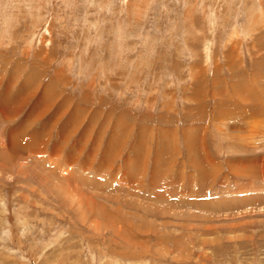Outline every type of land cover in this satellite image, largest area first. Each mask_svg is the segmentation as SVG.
<instances>
[{"label":"rangeland","instance_id":"1","mask_svg":"<svg viewBox=\"0 0 264 264\" xmlns=\"http://www.w3.org/2000/svg\"><path fill=\"white\" fill-rule=\"evenodd\" d=\"M0 264H264V0H0Z\"/></svg>","mask_w":264,"mask_h":264},{"label":"bare ground","instance_id":"2","mask_svg":"<svg viewBox=\"0 0 264 264\" xmlns=\"http://www.w3.org/2000/svg\"><path fill=\"white\" fill-rule=\"evenodd\" d=\"M254 111H256V110H254ZM187 148H188V146H187ZM188 152H189V157H190V154L193 155L191 162L193 163L194 168L197 169V170L198 169H200V170L203 169V167H204L203 164L207 163V160L205 161V158H206L205 152H204L203 160L201 159L200 152H197L195 150V147H193L192 149L188 148Z\"/></svg>","mask_w":264,"mask_h":264}]
</instances>
